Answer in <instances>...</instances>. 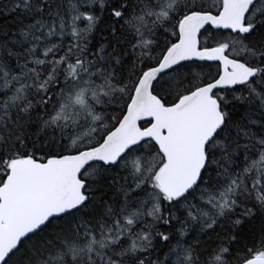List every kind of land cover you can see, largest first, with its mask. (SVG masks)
<instances>
[{
  "label": "snow or ice",
  "instance_id": "6c2138e0",
  "mask_svg": "<svg viewBox=\"0 0 264 264\" xmlns=\"http://www.w3.org/2000/svg\"><path fill=\"white\" fill-rule=\"evenodd\" d=\"M0 264H264V0H0Z\"/></svg>",
  "mask_w": 264,
  "mask_h": 264
}]
</instances>
